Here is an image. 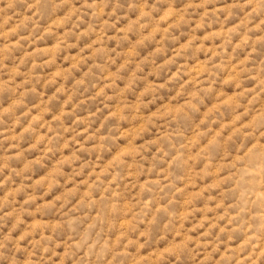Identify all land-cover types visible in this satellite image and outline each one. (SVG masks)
Wrapping results in <instances>:
<instances>
[{
	"label": "rangeland",
	"instance_id": "1",
	"mask_svg": "<svg viewBox=\"0 0 264 264\" xmlns=\"http://www.w3.org/2000/svg\"><path fill=\"white\" fill-rule=\"evenodd\" d=\"M237 7L232 0H0V237L19 236L23 243L37 233H56L57 248L68 249L67 264L68 242L89 238L99 221L96 240L104 238L102 254L111 253L107 264H248L250 247L254 264H264V215L248 220L235 192L216 194L225 181L214 179L229 156L238 160L241 149L260 142L235 125L248 119L247 112L238 115L243 99L255 86L264 87V25L241 31L250 21L239 22ZM110 73L115 85H109L108 96H97ZM132 79L134 87L126 89ZM251 103L250 111H264V97ZM125 104L131 106L127 120L113 117L103 124L101 134L116 139L102 154L84 151L86 142L81 143L76 167L86 169H76L79 158L70 155V142L53 135L59 122L66 133L87 124L94 132L110 113L122 114ZM135 106L151 113L141 117L139 128ZM230 128L229 141L218 145ZM125 129L133 143L92 176L102 177L121 157L138 153L134 141L143 134L139 142H186L182 146L196 153V163L211 150L218 167L209 171V160L203 170L188 171L173 161L157 165L147 178L137 173L135 190L125 192L122 204L116 193L105 218L91 177L80 180L98 155L104 163L128 142V132L121 136ZM86 220L91 223L83 233ZM252 223L260 235L250 234Z\"/></svg>",
	"mask_w": 264,
	"mask_h": 264
},
{
	"label": "clouds",
	"instance_id": "2",
	"mask_svg": "<svg viewBox=\"0 0 264 264\" xmlns=\"http://www.w3.org/2000/svg\"><path fill=\"white\" fill-rule=\"evenodd\" d=\"M147 3V0H145ZM232 3L238 4L239 7L235 9V15L241 13L242 17L239 19V22L244 20H249L250 23L245 24L241 31H247L250 28L255 27L256 25H264V0H232ZM154 5H149L147 11L151 12ZM149 19H145L146 21ZM238 22V23H239ZM91 55V53H89ZM142 60H137L136 63H140ZM120 69H117V72ZM136 73V71H134ZM110 73L105 77L109 83H106L104 87L97 93L99 95L108 96V90L111 89L109 85H115L116 79H111ZM137 78V77H136ZM172 79L171 74L169 75L168 82ZM83 83H80V86H86V80H81ZM135 80H130L126 89H132L134 87ZM160 85H157V88ZM256 91L249 92L248 96L243 99L247 103H242L243 111H240L238 115L244 117L247 112L248 119H240L235 127L243 129L241 132L242 135H252L258 136L260 138L259 144L256 140H253L249 143L246 149H241L237 155L239 159H235V156H229L224 164L223 170L220 172L219 176L214 179L225 181L221 188L217 191V195H224L226 198L231 193H236L239 199V208L245 209V216H248V220H251L253 215L257 213L264 215V111H260L259 107H256L255 111H250L249 106L253 105L252 100H255L256 104H259V99L264 97V87L255 86ZM145 91V90H143ZM73 94V93H72ZM70 90L66 89L65 95H69ZM84 101H81L83 103ZM68 101L65 102L67 105ZM145 103H151V100L141 101L140 105L142 106ZM129 105H124L123 113L117 111V115L113 116V113H110L104 118V121L101 123V126L97 128L94 132L91 131V125L87 124L80 130H77L75 127H68L70 130L66 133L65 127L63 126V121L59 122L60 128L53 133L56 137L64 139V144H71L72 151L70 155L75 154L79 159L74 161V166L76 169H84L85 165L81 164L79 168L76 167L77 162L80 160L79 153L81 152L80 144L86 142L85 150L87 152L96 151L97 153H103L104 150L108 148V142L112 139L108 135H102L103 124L107 122L108 119L117 117L120 120H127V111ZM75 111V107L72 109V112ZM65 112H68L67 110ZM133 113L137 117V123L135 128H139L141 124L145 121L141 117H146L151 115L144 114L140 111H137L136 106L133 107ZM96 113L91 114L87 119H92L96 116ZM121 115L124 116V119H121ZM75 123H85V121L77 119ZM231 123V121H228ZM251 125L250 127L245 128V125ZM151 128V125H149ZM228 129V131L220 137L218 145L226 144L229 140L227 139L231 135L233 128ZM83 132V135H82ZM128 132L130 136L127 143L123 144L122 147L111 155L104 163H100L101 157L98 155L97 162L93 165H88L87 175L84 176V179L80 180L82 183L83 180L89 179V184H95L96 188L93 189L95 198L99 201V208L102 209L105 218L110 215L111 205L117 202L116 193H119V202L125 198V192L127 191L129 195L135 190L133 185H138L139 181L135 178L137 173H142V179L147 178L149 173H154L157 170V165H167L171 164L173 161H176L178 165H182L187 168L188 171L192 169L203 170V168L209 163V160L212 163V168L209 171L214 172L218 167L210 158V151L204 154V157L200 159L199 163H196L191 160V156L196 154L195 152H189L185 143L181 144L179 147L175 145L174 142L167 140H162L159 144H152L154 139H143V142H139L143 138L144 134L140 139L134 141L136 148L139 149L138 153H132L121 157L122 162L115 163L111 168L108 169V172L104 176H92L93 172L99 173L108 166V164L115 159L125 148L129 147L133 143V134L129 132L128 129H125L121 136H124V133ZM72 133V135H67ZM63 134V135H62ZM66 137V138H65ZM79 137H84L83 140ZM71 138V140H69ZM94 143L89 147V143ZM63 144V145H64ZM144 145H148L147 148ZM258 145V146H257ZM207 146V144H205ZM54 148V144L52 145ZM197 152L199 149L196 150ZM99 164V167H97ZM163 167V168H166ZM175 166L173 167V169ZM126 169V174L122 175V170ZM161 169V168H160ZM172 169V171H173ZM115 179V183H113ZM211 182V180L209 181ZM124 186L123 188L121 186ZM73 184L71 187H74ZM69 187V188H71ZM88 189V185L83 187V191ZM98 193V195H96ZM80 199V198H79ZM79 199L76 202L68 206L67 211H71L72 207H75ZM90 202V201H89ZM229 204H237L235 201L228 202ZM122 204V203H121ZM82 207H87L84 205ZM97 207V206H95ZM239 208L237 211H239ZM96 214V213H95ZM72 216L79 217L78 213H72ZM260 221L259 219H256ZM261 222V221H260ZM90 220H86L85 224L81 226V231L86 232L87 225L90 224ZM101 225L97 221V227L91 231L90 237L85 239L82 235L75 236L68 244L70 245V254L67 257V264H107L108 260L111 259V253L108 252L107 255L102 253L106 251L104 248V238H101L99 241L96 240L100 232ZM75 232V231H73ZM251 235H260V228H257L254 223H252V232ZM57 243H61L56 239V233H49V235L44 236L40 233H37L36 236H30L27 239L23 240V243L20 242L19 236H13L12 239H6L5 237H0V264H64L63 256L68 249L63 247L57 248ZM260 243V241H253V244ZM260 251H264V245H262ZM245 259L248 260V264H254L252 257L254 256L253 249L250 247L246 250Z\"/></svg>",
	"mask_w": 264,
	"mask_h": 264
}]
</instances>
